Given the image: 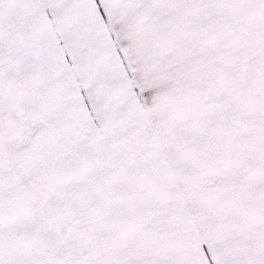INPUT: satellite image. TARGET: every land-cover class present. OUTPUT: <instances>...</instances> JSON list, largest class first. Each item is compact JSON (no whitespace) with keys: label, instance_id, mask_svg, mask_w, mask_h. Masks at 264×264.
I'll use <instances>...</instances> for the list:
<instances>
[{"label":"snow or ice","instance_id":"1","mask_svg":"<svg viewBox=\"0 0 264 264\" xmlns=\"http://www.w3.org/2000/svg\"><path fill=\"white\" fill-rule=\"evenodd\" d=\"M0 264H264V0H0Z\"/></svg>","mask_w":264,"mask_h":264}]
</instances>
